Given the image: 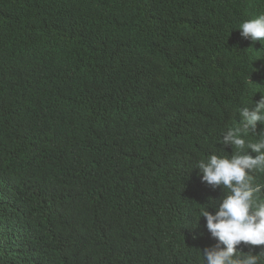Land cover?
Segmentation results:
<instances>
[{"label":"trees","instance_id":"obj_1","mask_svg":"<svg viewBox=\"0 0 264 264\" xmlns=\"http://www.w3.org/2000/svg\"><path fill=\"white\" fill-rule=\"evenodd\" d=\"M120 2L66 0L52 13L2 0L0 264H200L217 243L194 214L219 197L195 188L193 175L211 153L204 125L222 102L183 47H171L180 43L171 25L142 28L156 50L145 71L98 51L87 56L97 93L90 78L72 76L101 8ZM239 20L211 18L184 36L202 41L204 63L220 72ZM240 49L264 83V44Z\"/></svg>","mask_w":264,"mask_h":264},{"label":"clouds","instance_id":"obj_2","mask_svg":"<svg viewBox=\"0 0 264 264\" xmlns=\"http://www.w3.org/2000/svg\"><path fill=\"white\" fill-rule=\"evenodd\" d=\"M34 1L39 9L44 7L52 13L66 3V0ZM101 3L102 0L100 7ZM140 5L146 10H140L132 0L101 8L103 20L91 29L82 52L76 53L72 76L90 78L91 94L97 93L91 75L98 67L87 56L98 51L107 54L113 63L132 60L137 63L135 66L142 67L140 71H145L156 50L142 28L149 24L155 27L170 24L180 41L171 47H183L177 51H181L188 65L193 63L214 83L213 92L221 99L223 108L219 117L204 125L211 153L194 163L195 188L208 187L212 196L219 197L217 206L201 205L198 214H194L197 222L206 218L207 230L217 241L200 252V264H264V83L248 69L240 49L245 41L264 44V13L258 15L253 7H260V2L141 0ZM231 15L240 17L237 32L232 33L225 46L232 49V54L228 55L224 69L216 72L203 61L204 55L199 52L202 41L198 43L184 33H191L195 26L205 25L211 18ZM6 16V9L0 8V25ZM34 63H41L40 59L35 57ZM1 92L0 85V95ZM210 206L215 207L214 214L208 210ZM242 244L249 247L248 252L239 250Z\"/></svg>","mask_w":264,"mask_h":264}]
</instances>
